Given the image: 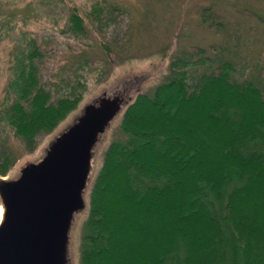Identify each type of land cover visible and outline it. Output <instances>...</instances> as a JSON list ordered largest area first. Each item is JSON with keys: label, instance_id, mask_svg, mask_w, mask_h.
<instances>
[{"label": "trees", "instance_id": "1", "mask_svg": "<svg viewBox=\"0 0 264 264\" xmlns=\"http://www.w3.org/2000/svg\"><path fill=\"white\" fill-rule=\"evenodd\" d=\"M118 2L68 5L62 30L95 38L127 12ZM18 4L0 3L2 33L16 22ZM23 36L0 101V130L30 151L78 107L84 81L53 100L40 79L42 48ZM205 53L177 52L164 80L124 110L89 193L78 264H264V88L254 76L238 79L222 54ZM69 56L78 66L89 60L83 47ZM8 148L0 149L2 175L16 157Z\"/></svg>", "mask_w": 264, "mask_h": 264}, {"label": "rangeland", "instance_id": "2", "mask_svg": "<svg viewBox=\"0 0 264 264\" xmlns=\"http://www.w3.org/2000/svg\"><path fill=\"white\" fill-rule=\"evenodd\" d=\"M92 1L0 0L11 8L13 3L20 5L15 9L18 14L13 16L16 22H11L7 32L0 29V101L14 49L23 45L25 32L36 37L42 48L43 56L37 62L40 79L53 100L69 94L77 78L84 81L83 87L78 88L83 92L78 107L54 131L40 133L34 150H22L21 142L8 128L0 130V149L9 147L16 156L6 177L15 175L26 160L39 158L49 138L69 123L86 101L103 90L113 92L126 85H134L133 95L136 91L150 90L164 80L171 57L184 49L204 47L205 54L212 57L220 53V57L232 61L238 79L254 76L264 88V21L260 18L264 17V0H116L127 12L114 17L103 33L95 32L96 37L90 38L94 44L89 45V38L77 40L62 28L66 29L68 5L86 9ZM100 37L110 47L109 51L96 40ZM80 47L89 60L78 66L76 59L68 58ZM122 114L95 149L88 203L104 151L120 133L118 124ZM87 210L78 218L73 237L74 264L79 263V237Z\"/></svg>", "mask_w": 264, "mask_h": 264}, {"label": "water", "instance_id": "3", "mask_svg": "<svg viewBox=\"0 0 264 264\" xmlns=\"http://www.w3.org/2000/svg\"><path fill=\"white\" fill-rule=\"evenodd\" d=\"M134 85L101 91L54 133L42 155L0 174V264H74L73 237L87 210L95 149L132 103Z\"/></svg>", "mask_w": 264, "mask_h": 264}]
</instances>
